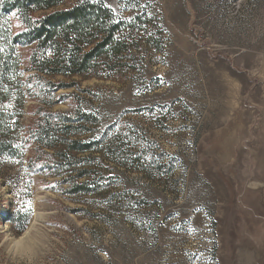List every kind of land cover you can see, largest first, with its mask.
Masks as SVG:
<instances>
[{"label":"rangeland","instance_id":"obj_1","mask_svg":"<svg viewBox=\"0 0 264 264\" xmlns=\"http://www.w3.org/2000/svg\"><path fill=\"white\" fill-rule=\"evenodd\" d=\"M81 1L142 24L125 34L128 53L45 75L65 86L44 96L24 84L35 44L17 46L0 104L12 144L0 155V264H264V0L54 9ZM38 108L75 113L56 159L29 134ZM73 139L93 149L66 151ZM9 208L32 211L23 232Z\"/></svg>","mask_w":264,"mask_h":264},{"label":"trees","instance_id":"obj_2","mask_svg":"<svg viewBox=\"0 0 264 264\" xmlns=\"http://www.w3.org/2000/svg\"><path fill=\"white\" fill-rule=\"evenodd\" d=\"M65 1L0 0V104L9 100V80L20 73L19 63L15 59L19 44H35L30 58L31 67L27 71L35 70L36 73L27 75L24 84L26 92H36V95L41 96L65 86L47 80L45 75L84 74L93 70L98 60L106 55L128 53L130 48L125 43V34L137 24H142V15L138 16L130 10L131 19L125 21L106 4L93 1H81L69 8L54 9ZM8 15H14L20 21L22 31L12 33ZM37 114L39 117L30 127L29 134L41 147L53 150L56 159L61 156L59 145H64L55 139L58 128H70L67 122L75 117V113L46 114L38 108ZM1 115L0 110V133L5 130ZM80 116L88 121L91 117L89 114ZM52 119L56 122L52 123ZM59 124L62 126L58 127ZM11 146V143L0 138V155L9 154ZM92 149L93 143L73 139L66 151L83 152ZM48 162L41 167L48 169L59 166L58 160L53 164ZM85 184L76 185V192L85 190ZM2 216L1 212L0 218ZM5 216L21 233L28 227L32 211L13 212L9 208Z\"/></svg>","mask_w":264,"mask_h":264}]
</instances>
